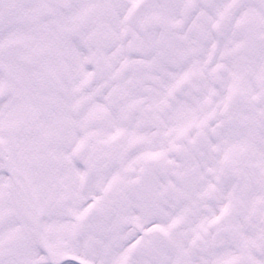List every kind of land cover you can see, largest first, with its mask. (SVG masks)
I'll return each mask as SVG.
<instances>
[{"label":"snow or ice","instance_id":"1","mask_svg":"<svg viewBox=\"0 0 264 264\" xmlns=\"http://www.w3.org/2000/svg\"><path fill=\"white\" fill-rule=\"evenodd\" d=\"M0 264H264V0H0Z\"/></svg>","mask_w":264,"mask_h":264}]
</instances>
